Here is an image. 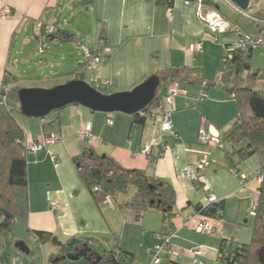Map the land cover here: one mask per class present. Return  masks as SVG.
<instances>
[{"label": "crops", "instance_id": "1", "mask_svg": "<svg viewBox=\"0 0 264 264\" xmlns=\"http://www.w3.org/2000/svg\"><path fill=\"white\" fill-rule=\"evenodd\" d=\"M185 1L0 0V12L4 6L12 9L10 16H0V89L4 78L12 75L22 78L19 82L22 87L50 88L74 79L80 72L84 55L77 40L62 42L52 37L49 41L62 44L59 54L63 62L61 70L55 71L56 77L42 75L29 82L20 75L17 55H28L23 52V43L34 31L39 47L43 45L46 40L38 22L53 23L56 17L62 29L70 31L90 47L104 38L110 53L93 70L81 67V73L89 71L88 82L93 77L98 82L112 81L106 86L110 89L108 93L131 90L164 68L186 67L196 78L195 82L179 81L189 95L176 98V107L171 112L174 127L170 133H162L150 114L143 124L134 122L129 114L93 111L80 104L67 105L53 114L49 120L59 118L61 139L29 152L30 213L0 233V264H61L66 260L62 259L64 254L78 252L86 244L92 248V253L88 254L95 257L96 252L120 246L135 254L130 264H151L159 238L171 230L172 245L179 256L163 255L158 264H191L192 250L197 246L203 247L200 259L206 264H217L222 239L243 243L241 226L235 221L250 215L254 182L243 186L231 171L233 162L239 160L237 155L230 158L226 150L203 144L198 137L203 118L225 133L238 113L237 102L221 80L230 68L221 66L223 48L235 42L237 35L231 29L220 35L218 41H213L212 31L197 14V0H189V4ZM81 7L87 13L79 16L83 23L78 21L69 28L63 27L67 23L61 19L63 10ZM258 10L260 8L254 12ZM86 23L92 25L93 32L85 31L82 25ZM87 36L91 39L83 41L82 37ZM194 41L203 43V52L190 51ZM65 44L74 45L78 52L81 51L82 58L79 53L69 52ZM73 55L76 57L74 64ZM202 81L210 84L206 87L208 97L203 102L198 99ZM167 85L160 88L159 96L165 94ZM107 119L113 123H107ZM45 122L44 119L25 118L19 123L27 139L43 141ZM86 125L91 126L94 136L91 143L82 136ZM151 141L157 144L152 146L153 154H157L162 144L169 148L167 153L155 160L140 153ZM86 147L111 156L121 167L144 170L148 175L172 184L176 214L170 225L160 209L144 211L140 220H136L132 210L120 211L117 203L129 199L128 196L118 201L106 199L98 205L73 161V156ZM203 159H207L208 164L199 171L202 180H190L185 170ZM239 166L243 171L247 170L244 162L241 161ZM131 191L135 193V189ZM210 193L224 204L223 216L214 218L215 234H203L185 227L184 221L197 212L196 205L210 204ZM54 203L59 207L55 208ZM134 221L136 223L132 224ZM127 223L132 224L131 227H127ZM36 231L50 233L51 239L39 241ZM18 242H24L29 252H23L17 246ZM86 256L79 259L84 258L87 264H92Z\"/></svg>", "mask_w": 264, "mask_h": 264}, {"label": "trees", "instance_id": "2", "mask_svg": "<svg viewBox=\"0 0 264 264\" xmlns=\"http://www.w3.org/2000/svg\"><path fill=\"white\" fill-rule=\"evenodd\" d=\"M205 3L210 2L206 0ZM263 14L264 10H258L252 15L260 18L264 17ZM40 30L46 41L51 40L52 37L62 42L78 40L73 33L60 26L53 34H46L44 26ZM229 46V44L224 46L221 57ZM252 52L234 50L233 58L229 61L230 69L221 77L228 94L233 96L238 105V113L232 125L223 133L226 141L223 149L227 151L230 158L237 155L239 160L233 163H240L250 156H257L263 181L257 187L259 199L251 241L239 243L222 239L217 264H264V93L255 88L258 73L248 71ZM83 66L84 64L81 65ZM81 67L74 79L85 80ZM246 71L247 76L243 77ZM262 73L264 75V67ZM155 74L160 78V87L150 104L140 112L131 115L136 123H145L148 115L161 103L162 97L159 96V90L164 84L179 83L182 79L196 81L186 67L164 68ZM21 80L22 78L14 75L5 77L0 89V233L9 229L18 218H26L30 213L27 137L14 115L15 112L23 114L19 102ZM89 83L97 89L102 87L92 81ZM209 86L207 82V88ZM44 120H46L43 125L45 136L52 132L61 136L58 117L49 120L46 116ZM73 161L81 179L98 205L108 198L115 200L117 195L127 194L135 189L132 197L117 203L118 209L134 211L136 220H140L142 213L148 209H160L164 211V218L170 225L176 212L174 210L175 190L169 182L154 178L144 170L121 167L111 156L99 154L92 147H86L81 153L73 156ZM153 199L155 202L151 204ZM196 209L197 212L212 218H221L224 214V204L220 201L211 202L208 205L198 204ZM35 235L42 242L51 239L48 232L36 231ZM56 242L60 244V241ZM98 254L102 256L98 264H130L135 258L133 252L120 246ZM86 257L90 263L95 259V256L91 254H87Z\"/></svg>", "mask_w": 264, "mask_h": 264}, {"label": "built area", "instance_id": "3", "mask_svg": "<svg viewBox=\"0 0 264 264\" xmlns=\"http://www.w3.org/2000/svg\"><path fill=\"white\" fill-rule=\"evenodd\" d=\"M189 0H186L185 3L189 4ZM197 0V14L199 18L204 21L210 30L213 33V41H218L220 33H226L229 30H233L237 34L235 42L229 44V48L225 50L222 60L224 62H229L233 58V51L239 50L244 52L253 51L259 47H264V17H252L257 21L258 28L253 32L243 31L238 26H233L231 22L224 16L218 9V2L228 3L231 6L240 9L236 6L231 0ZM12 13L10 6H4L0 12L1 17H8ZM59 18L56 17L53 23H44L42 21L38 22L39 28L44 26L46 34H53L58 30ZM78 45L81 47L84 55L83 64L87 69L93 70V68L99 64L108 54L110 53V48L106 45L104 38H100L96 45L90 47L80 40H77ZM45 48L43 46L39 47V53H44ZM190 51L192 53H201L203 52V43L201 41H194L190 45ZM92 82L100 86H110L112 81H100L98 83L97 79L93 77ZM202 89L199 92L198 99L203 102L207 99V82H203ZM189 93L187 90L183 89L178 82L168 83L166 87L165 94L161 98V103L150 113V118L158 123L159 129L162 133L173 132V121L171 117L172 110L175 109V101L178 96H188ZM107 123L112 124L111 119H107ZM82 136L87 139L90 143L93 142L94 136L91 133V126L86 125L82 130ZM199 142L217 148L223 149L225 147V138L223 133L217 129L212 124L207 123V120L203 118L202 124L199 130ZM61 139V136L55 132H52L50 135L45 136L43 141H33L30 139L26 140V145L29 152H35L41 149L45 144L55 142L56 140ZM157 145L155 142L151 141L149 144L144 145L140 153L146 155L151 160L163 157L167 151L168 147L166 145H161L157 151V154L152 153V146ZM160 145V144H159ZM208 164L207 159L199 161L195 165H190L185 170V175L192 181L202 180V177L199 175V171L204 169ZM231 171L238 176L241 184L243 186L249 185L251 182H257L260 184L263 181V176L260 170L256 174H249L240 170L239 162L233 163ZM253 203L251 205L250 214L255 216L256 207L258 203L259 196L252 194ZM110 199V198H108ZM210 203L219 201V199L212 193L209 196ZM55 208L59 207L58 204L54 203ZM184 226L192 230L201 232L203 234L213 235L216 232V224L214 218L196 212L188 216L184 221ZM172 236L173 232L166 233L165 235L159 238V242L155 245V255L153 257L151 264H158L161 261L163 255L171 258L179 256V252L172 245ZM193 259L191 264H205V262L200 259V256L203 254V247L197 246L193 250Z\"/></svg>", "mask_w": 264, "mask_h": 264}, {"label": "rangeland", "instance_id": "4", "mask_svg": "<svg viewBox=\"0 0 264 264\" xmlns=\"http://www.w3.org/2000/svg\"><path fill=\"white\" fill-rule=\"evenodd\" d=\"M218 9L224 15L229 19L231 24L233 26H238L241 28L243 31L246 30V32H253L257 30L258 28V23L257 21L252 17V14L254 13V9L260 8V10H264V0H252V4L246 11H241L238 8L235 7H228L226 3L224 2H218ZM65 8L62 13V20H66L67 23L63 25V27H71L73 24H78V21L81 20L82 17L79 16H86V9L85 8ZM82 11V13H80ZM85 14V15H84ZM75 15V16H74ZM76 22V23H75ZM80 23V21H79ZM83 23V22H82ZM80 23V24H82ZM82 27L85 29L86 32H93L94 28L92 25H89L88 23L82 25ZM222 35V33L218 34V36ZM237 35V34H236ZM83 41L88 42L89 38L91 39V36L82 37ZM62 44L54 41H46L43 46L46 50L47 53H38L39 52V44L37 40L35 39V34L34 31H32L29 34V40L25 43H23V52L27 53L28 55H22L18 54V58L20 60V63L17 64L20 66V75L26 77L29 82L32 81L33 79H36L42 75L45 76H50L52 79H54L56 76V72L61 70V63L63 62L61 60V55L59 52L61 51L59 47ZM67 44H65L66 46ZM68 47L69 52H75L79 53L81 55L80 58H82V53L81 51L78 52L76 48H74V45H69L66 46ZM38 51V52H37ZM74 54V53H73ZM79 55V56H80ZM75 57V55H73ZM15 57V53L12 55V59ZM72 58V63L76 61V57L74 59ZM69 67H73L72 64H67ZM221 66L223 68H229L230 63L229 62H224L221 60ZM226 66V67H225ZM264 67V47H259L255 50H253V54L251 57V64H250V69L248 70L251 73H258V80L256 83L255 88L262 91L264 93V75L262 73V69ZM60 68V69H59ZM230 69V68H229ZM64 73H66V69L63 70ZM247 71L243 73V77L247 76ZM84 78L85 80H89V71H86L84 73ZM28 82V83H29ZM99 87V86H98ZM102 92L108 93L110 91L109 88L106 87H99ZM53 113L55 114L56 112H52L48 115V118H51L53 116ZM116 113H123L119 111L111 112V114H116ZM125 114V113H123ZM18 123L24 120L25 118H32V119H37V120H43L45 117H28L25 116L19 112L14 113ZM20 124V123H19ZM230 147V146H229ZM244 165L247 166V170H244L246 173L249 174H256L258 172V169L260 168V162L257 156H250L244 160ZM241 171H243L240 168ZM243 171V172H244ZM259 184L257 182H254L253 187H255L254 192L255 194H258L257 187ZM133 193L130 191L127 194H119L116 196L115 200H122L126 196L129 198L132 197ZM125 210H130V209H125ZM124 211V210H123ZM134 212V211H133ZM135 213V212H134ZM136 214V213H135ZM143 214V213H142ZM251 215V214H250ZM247 216L245 218H242L239 221H235L237 225L241 226L240 229V236L242 237L243 243H248L252 239V232H253V226L255 222V217L253 215ZM245 219H247V222H245ZM131 220V218H129ZM132 224L136 223L131 222ZM132 224L127 223V227H131ZM130 225V226H129ZM236 225V226H237ZM61 264H87L86 260L84 258L78 259V260H72V259H66L61 262Z\"/></svg>", "mask_w": 264, "mask_h": 264}, {"label": "water", "instance_id": "5", "mask_svg": "<svg viewBox=\"0 0 264 264\" xmlns=\"http://www.w3.org/2000/svg\"><path fill=\"white\" fill-rule=\"evenodd\" d=\"M242 10L250 7L252 0H231ZM160 87V78L153 74L131 90L104 93L84 79H71L50 88L22 87L19 90V102L22 113L28 117H46L55 110L70 104H80L93 111L111 113L115 111L133 115L140 112L156 97ZM155 199L151 200L154 204ZM57 238L55 237L54 240ZM17 246L28 253L24 242ZM92 253L87 244L75 253H66L62 259L76 260ZM97 253V252H96ZM102 256L97 253L92 264H98Z\"/></svg>", "mask_w": 264, "mask_h": 264}]
</instances>
